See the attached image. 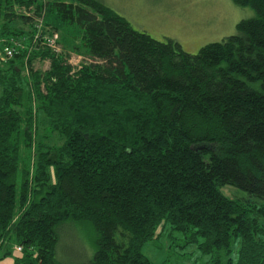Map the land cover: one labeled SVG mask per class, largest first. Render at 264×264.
Segmentation results:
<instances>
[{
  "label": "trees",
  "instance_id": "16d2710c",
  "mask_svg": "<svg viewBox=\"0 0 264 264\" xmlns=\"http://www.w3.org/2000/svg\"><path fill=\"white\" fill-rule=\"evenodd\" d=\"M236 3L256 16L190 54L101 0H0V263L154 264L142 250L161 226L207 264H264V0ZM44 11L100 65L76 76L29 53ZM80 231L92 244L74 259L63 235Z\"/></svg>",
  "mask_w": 264,
  "mask_h": 264
},
{
  "label": "rangeland",
  "instance_id": "374dc122",
  "mask_svg": "<svg viewBox=\"0 0 264 264\" xmlns=\"http://www.w3.org/2000/svg\"><path fill=\"white\" fill-rule=\"evenodd\" d=\"M101 1L126 18L136 29L145 31L156 40L173 39L181 45L184 51L190 54H197L205 45L221 42L225 38L235 35L237 25L242 20H248L256 16L254 10L239 6L236 0ZM27 13L29 14L28 11ZM52 20L49 15L46 17L44 11L43 16L41 15L36 22L32 23V29L26 28V31H34L29 53L39 52L45 48L46 50L49 49L54 55L63 57L66 64L74 67L76 76L86 66L100 65L98 59L89 56L83 37L76 28L61 27L60 23H54L55 21ZM16 24L22 27L21 22ZM35 28H39L41 32L44 30L40 29H47V34L38 35L39 38L36 40L37 30ZM51 38L57 39L55 48L47 47ZM28 56L31 58V55L28 54ZM0 59L2 62L9 61L1 50ZM24 62L26 63V60ZM19 67L23 69L24 76H30L29 63L23 65V67L20 64ZM31 67L35 72L45 74L51 68V60H43L38 57L32 62ZM2 69L7 70L8 68ZM1 94L2 88L0 87ZM49 134L48 130L42 131L43 137L46 136L47 138L50 136ZM63 141L58 135H52L47 143L50 146H60L64 143ZM51 157L53 158L54 155H51ZM222 192L231 199H249L245 193L234 187H223ZM80 229H89V227L81 224ZM85 235L87 233L81 231L78 234L64 233L63 235L64 244H66L65 249L74 259H81L83 254L88 256L86 244L90 245L92 243ZM157 235L156 240L147 243L142 250L143 254L154 264H207V258L201 254L196 245H185L186 242L183 240V236L178 233L172 235L170 228L160 226ZM117 239L119 241L123 239L121 232L118 233ZM6 243L10 242L5 241L4 244L2 242L3 245ZM236 248H234V251H236ZM14 249L17 251L18 246H15ZM19 256L17 252H13L11 257L6 258L0 264H14V260Z\"/></svg>",
  "mask_w": 264,
  "mask_h": 264
},
{
  "label": "built area",
  "instance_id": "2783aa9c",
  "mask_svg": "<svg viewBox=\"0 0 264 264\" xmlns=\"http://www.w3.org/2000/svg\"><path fill=\"white\" fill-rule=\"evenodd\" d=\"M48 46L51 47V48H55L57 46V39L51 38V40L48 43ZM6 53H7L8 56L12 55V51H10L8 49L6 50Z\"/></svg>",
  "mask_w": 264,
  "mask_h": 264
},
{
  "label": "water",
  "instance_id": "95a60500",
  "mask_svg": "<svg viewBox=\"0 0 264 264\" xmlns=\"http://www.w3.org/2000/svg\"><path fill=\"white\" fill-rule=\"evenodd\" d=\"M0 66H1V60H0Z\"/></svg>",
  "mask_w": 264,
  "mask_h": 264
}]
</instances>
